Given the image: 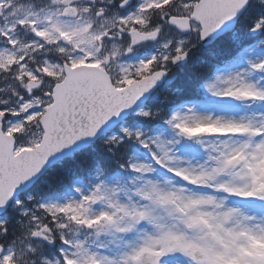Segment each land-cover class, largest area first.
Segmentation results:
<instances>
[{"label": "snow or ice", "instance_id": "6c2138e0", "mask_svg": "<svg viewBox=\"0 0 264 264\" xmlns=\"http://www.w3.org/2000/svg\"><path fill=\"white\" fill-rule=\"evenodd\" d=\"M0 264H264V0H0Z\"/></svg>", "mask_w": 264, "mask_h": 264}]
</instances>
